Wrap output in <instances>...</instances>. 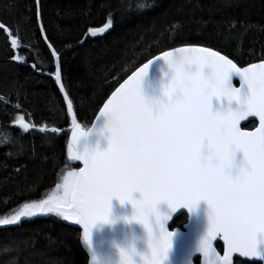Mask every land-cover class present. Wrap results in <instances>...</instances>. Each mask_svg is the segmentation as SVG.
Here are the masks:
<instances>
[{
    "label": "snow or ice",
    "instance_id": "1",
    "mask_svg": "<svg viewBox=\"0 0 264 264\" xmlns=\"http://www.w3.org/2000/svg\"><path fill=\"white\" fill-rule=\"evenodd\" d=\"M34 3L39 34L56 61L51 75L63 95L71 129L67 156L83 166L66 171L44 198L4 215L0 227L55 214L80 226L89 264H171L180 232L169 230L168 221L181 209L193 218L203 201L206 224L195 244L182 253L181 264H193L197 254L201 264H233L234 254L264 264V58L241 67L212 47L186 44L160 51L111 92L94 126L80 131L40 0ZM111 24L109 19L101 27H89L87 34L104 33ZM0 30L9 33L12 48H18L17 37L2 22ZM11 59L25 60L16 55ZM153 64L164 68L156 85L145 91ZM231 76L238 78V87ZM246 117L257 118V126L243 129L240 121ZM13 123L24 132L46 131L20 115ZM92 131L106 133L102 150L80 146L81 138ZM113 199L129 205L130 214H115ZM118 223L139 231H124L109 242L107 251H99L93 230ZM216 240L223 241L222 255Z\"/></svg>",
    "mask_w": 264,
    "mask_h": 264
},
{
    "label": "trees",
    "instance_id": "2",
    "mask_svg": "<svg viewBox=\"0 0 264 264\" xmlns=\"http://www.w3.org/2000/svg\"><path fill=\"white\" fill-rule=\"evenodd\" d=\"M143 5V7H141ZM49 40L58 51L62 83L86 130L109 93L144 61L166 49L196 44L227 54L239 66L264 58V0H40ZM112 24L104 33L89 27ZM0 218L52 193L79 166L67 156L69 122L52 72L55 62L39 34L34 0H0ZM13 55L24 62L13 61ZM37 70L33 69V66ZM44 133L24 132L16 116ZM250 121L245 128H252ZM58 127L59 133L50 129ZM178 215L170 228L186 221ZM82 229L55 214L0 227V264H89ZM219 252L221 244H216ZM200 264V259H194ZM234 264H252L235 258Z\"/></svg>",
    "mask_w": 264,
    "mask_h": 264
},
{
    "label": "water",
    "instance_id": "3",
    "mask_svg": "<svg viewBox=\"0 0 264 264\" xmlns=\"http://www.w3.org/2000/svg\"><path fill=\"white\" fill-rule=\"evenodd\" d=\"M44 44L47 47V45H46L45 42H44ZM189 45H196V44H189ZM180 46H183V45H180ZM180 46H176V47H180ZM198 46H204V45H198ZM176 47H172V48H169V49H173V48H176ZM206 47H208V46H206ZM47 49H48V47H47ZM169 49H166V50H169ZM157 55H158V53L155 54L154 56H157ZM59 56L60 55H58V59H59ZM152 57H150L149 59H151ZM149 59H147L146 61H144L142 64H144L145 62H147ZM258 61H254V62H251V63H255V62H258ZM54 62H55V71H56V61L54 60ZM59 63H60V61H59ZM142 64H140L139 66H141ZM246 65H243V66H246ZM243 66H241V67H243ZM136 68L133 71H135ZM163 68H164V66L162 64H160V65L153 64L152 66H150L148 75L145 78V82H144L145 91H151V89L156 85V83H157V81L159 79V76H160V72H161V70ZM130 74H131V72L128 75H130ZM127 76L124 79H126ZM54 79H55V77H54ZM231 79L233 81L234 86H237L238 87L239 86L238 78H236L235 76H231ZM123 80L121 82H123ZM119 84H117L116 87H118ZM115 88L112 91H114ZM58 89H59V86H58ZM111 92L109 93V95L111 94ZM60 95H61V97L63 99V95L61 93H60ZM213 103H215V102L213 101ZM102 105H103V103L101 104V106ZM98 115H99V109H98V111H97V113H96L93 121L91 122L90 126L87 129H91L94 126V124H95V122H96V120L98 118ZM250 121H255L256 122L255 125L252 128H245L244 125H246ZM27 123H29V122H27ZM257 124H258V120L255 117H246L244 120L240 121V126L243 129H245V130H251L254 127H256ZM14 125H16V124H14ZM16 126H18V125H16ZM100 126H102V124ZM87 129L84 130V129L80 128V131H87ZM70 135H71V129L69 131L68 137ZM105 136H106V133L101 134V133H99L97 131L88 132V134L85 137H82L81 138L79 144H80V146H87L89 148L96 147V148L102 150L104 147H106V143H107L106 142V139H105ZM239 155L240 154L237 153L235 155V159L238 160L239 159ZM76 163L79 165L78 169L83 166L81 162H76ZM134 195H136V194H134ZM110 203L112 204L113 212L115 214H117V215L130 214V212H131V208L127 204L121 206L117 201H115V199H113ZM158 207L163 208L164 206L163 205H160ZM206 208H207V206L204 204L203 201L198 202V204L196 206V212H195V215L193 216V218H191L190 214L186 210L181 209V210H178L176 213H174L173 216H172V218L168 221L169 230H172L170 228V226H171L173 220L178 215H180L182 213H185L186 216H187L186 221L181 226V229H176L177 231L180 232V235L173 242L172 253L170 254V259H172L173 257H175L178 253H181L182 254L186 250V248H188L189 246L195 244V242H196V240H197L200 232L203 230V228H204V226L206 224V216H205ZM39 216H41V215H37L35 217H39ZM129 230L130 231H135V232H138L139 231V229H138L137 226H132L131 229H127V228H124L123 225H121V224L118 223L117 225L113 226L112 228H109L107 225H104V226H101L99 230L94 229L93 230V235L97 239H99L108 248L109 242L112 239H114V238L119 239L122 232L129 231ZM217 243H220L221 244V247H222V251L221 252H219V250L216 247V244ZM214 246L217 249L218 253H220L222 255L223 254V241L216 240L214 242ZM195 257H198L200 259V263H201V257L198 254L195 255L193 258H195ZM235 258H239L241 260L249 261L248 258H246V257H240L238 254H234L233 260ZM249 262H251V261H249Z\"/></svg>",
    "mask_w": 264,
    "mask_h": 264
},
{
    "label": "rangeland",
    "instance_id": "4",
    "mask_svg": "<svg viewBox=\"0 0 264 264\" xmlns=\"http://www.w3.org/2000/svg\"><path fill=\"white\" fill-rule=\"evenodd\" d=\"M70 222H72V221H70ZM93 239H94V243H95V245L99 251L104 252V251L108 250V248L101 241H99L94 235H93ZM177 264H181V258L178 259Z\"/></svg>",
    "mask_w": 264,
    "mask_h": 264
},
{
    "label": "flooded vegetation",
    "instance_id": "5",
    "mask_svg": "<svg viewBox=\"0 0 264 264\" xmlns=\"http://www.w3.org/2000/svg\"><path fill=\"white\" fill-rule=\"evenodd\" d=\"M74 168H78V166L77 167H74ZM72 169V168H71ZM71 169H69V170H71ZM68 170V171H69ZM182 226V225H181ZM176 229H181V227H179V228H176ZM100 241V240H99ZM221 251H222V247H221ZM220 251V252H221ZM181 253H178L175 257H173L172 259H170L171 260V264H177L178 263V259H180L181 258ZM195 258H197V257H195ZM195 258H193V264H198L194 259ZM234 261H235V259L233 260V264H234ZM245 261V260H244ZM249 262V261H248ZM252 263V262H251ZM201 264V263H200Z\"/></svg>",
    "mask_w": 264,
    "mask_h": 264
}]
</instances>
